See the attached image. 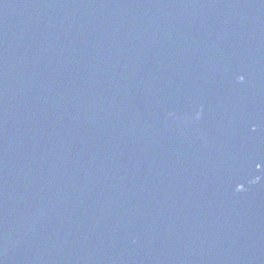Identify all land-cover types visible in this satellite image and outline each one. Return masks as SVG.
<instances>
[{"label": "water", "instance_id": "water-1", "mask_svg": "<svg viewBox=\"0 0 264 264\" xmlns=\"http://www.w3.org/2000/svg\"><path fill=\"white\" fill-rule=\"evenodd\" d=\"M0 264H264V0H0Z\"/></svg>", "mask_w": 264, "mask_h": 264}]
</instances>
